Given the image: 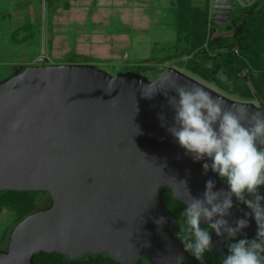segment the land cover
<instances>
[{
    "label": "water",
    "instance_id": "1",
    "mask_svg": "<svg viewBox=\"0 0 264 264\" xmlns=\"http://www.w3.org/2000/svg\"><path fill=\"white\" fill-rule=\"evenodd\" d=\"M252 1L207 0L209 18L223 27ZM177 82L205 86L226 106L264 113L257 93L256 101L234 98L173 65L149 79L130 70L112 75L92 62L45 64L42 58L40 66L0 85V188L50 187L58 201L18 224L12 252L0 250V264H33L41 250L74 258L98 245L124 263L141 245L151 254L149 264L183 262L189 253L164 188L186 203L189 192L201 196L209 178L214 191L227 185L211 169L204 174L202 165L210 161H193L167 131ZM230 212L225 219L231 224L250 210L233 205ZM248 220L241 231L255 236L257 225ZM227 238L212 233L222 261Z\"/></svg>",
    "mask_w": 264,
    "mask_h": 264
},
{
    "label": "clouds",
    "instance_id": "2",
    "mask_svg": "<svg viewBox=\"0 0 264 264\" xmlns=\"http://www.w3.org/2000/svg\"><path fill=\"white\" fill-rule=\"evenodd\" d=\"M218 79L227 82L222 74ZM172 89L176 95L169 97V103L174 116L167 131L193 161H210L202 165L204 174L211 169L227 185L214 191L215 181L209 178L200 197L188 190L182 212L188 233L186 242L182 241L184 251L202 261L212 248V233L236 237L249 226L251 216L257 225L255 237L231 243L223 264H264V195L259 192L264 186V113L250 112L244 104L226 106L221 96L199 84L177 82ZM233 197L250 212L230 224L225 217L231 215ZM202 222L213 232L202 228Z\"/></svg>",
    "mask_w": 264,
    "mask_h": 264
},
{
    "label": "rangeland",
    "instance_id": "3",
    "mask_svg": "<svg viewBox=\"0 0 264 264\" xmlns=\"http://www.w3.org/2000/svg\"><path fill=\"white\" fill-rule=\"evenodd\" d=\"M130 1L136 13L142 18L143 28H140L141 30L138 32V35L136 30L124 31V34L127 36H123V40L126 41L123 53L122 45L124 43L122 39L113 37L114 40L110 42L106 36L97 37L96 39L102 45L108 42L113 45L109 54L107 53L108 51L99 52L98 50L99 53L97 54L103 56L98 58L93 56V60L90 62L94 64L95 68L103 69L112 75H115L119 71L124 72L130 70L144 75L149 79H154L160 75L165 67L173 65L211 86L214 85L187 71L181 63L183 58L177 59L172 56L168 59L164 57V54L167 52H176L175 50L178 45L175 42L177 29L175 27L174 15L171 7H169L171 0ZM133 11L132 9V13ZM98 16L101 19L104 17V14L100 13ZM144 16L145 18H143ZM50 18L51 7L45 0H0V85L15 77L26 74L33 67L40 66L42 58H44L45 64L68 62V55L72 52L71 47L68 53L54 54L51 49V39L53 38L54 32H59L61 40L58 46L63 49L70 46V39H73L76 34L74 30L75 26L72 23L68 30H52L50 28L54 27L55 24L51 23ZM126 23L127 30L130 26L137 28L134 24L140 22L138 20L137 22ZM114 26L117 27V24L112 25L113 28H115ZM100 33L105 34L102 31ZM135 35L137 36L134 37ZM85 36L82 34L79 37L85 40ZM128 36H130V40ZM87 39L93 38L89 36ZM117 47H120L118 48L120 52L116 54L114 50ZM78 60L80 61L79 58H76L75 61L78 62ZM138 62H146L148 65L145 68L138 67V71L135 65ZM215 88L231 97L241 99L237 94L227 92L217 85H215ZM252 100L256 101L257 99L255 97ZM2 128L0 124V140L3 136ZM35 190V205L33 208L36 210L35 213L49 212L58 205V201L50 187ZM15 216L16 213L13 209H0V250L7 254H11L12 252V244L19 227L18 225L16 226ZM63 253L70 256L69 252ZM96 254L109 255L118 259L102 245H98L95 248H87L77 254L76 257L95 256ZM150 260L151 254L144 245H141L135 249L132 259H127L125 264H149Z\"/></svg>",
    "mask_w": 264,
    "mask_h": 264
},
{
    "label": "trees",
    "instance_id": "4",
    "mask_svg": "<svg viewBox=\"0 0 264 264\" xmlns=\"http://www.w3.org/2000/svg\"><path fill=\"white\" fill-rule=\"evenodd\" d=\"M57 1L59 0H45L51 8ZM62 4L69 6L68 0H63ZM175 8L178 41H185L183 51L179 52L185 55L181 61L183 67L225 91L237 94L241 99L252 100L257 93L264 101V0H253L240 6L220 31L216 30L219 27L209 18L207 1L203 6H195L190 0H178ZM177 49L180 50V46L177 45ZM68 56V62H76V58L85 62L93 60L92 56L73 49ZM135 65L137 68H145L148 64L138 62ZM218 74L226 76L227 82L218 79ZM215 178L221 179L218 175ZM35 191L0 188V209L9 208L15 211L16 226L36 212L33 209ZM259 192L264 195V186L260 187ZM163 197L168 209L176 217L177 234L186 242L188 233L182 215L186 203L176 198L167 186L164 188ZM233 205L238 207L244 204L234 198ZM201 227L212 231L210 226L203 222ZM245 237L251 239L255 236L241 231L236 237H228L224 243L226 252H229L231 243ZM33 259V264H125L109 255L70 258L63 252L44 250L34 253ZM181 264H223V261L219 252L211 248L204 253L202 261L189 253Z\"/></svg>",
    "mask_w": 264,
    "mask_h": 264
},
{
    "label": "crops",
    "instance_id": "5",
    "mask_svg": "<svg viewBox=\"0 0 264 264\" xmlns=\"http://www.w3.org/2000/svg\"><path fill=\"white\" fill-rule=\"evenodd\" d=\"M192 5L195 6H203L207 0H190ZM69 6H64L62 4V0H59L54 3V5L51 8V18L50 21L51 23L55 24L54 27H51L50 29L52 30H61L65 29L68 30L70 29V25L73 23L75 26V36L73 39H70V46L63 48H60L59 41L60 39V34L59 32L56 33L54 32L53 38H52V51L53 53H58V54H65L71 50H75L76 52L80 53H85L90 56L94 57H102L103 55L97 54L102 51H108L107 53L109 54L112 45L108 42L105 45H102L100 41H98L96 38L100 36H106L108 40L111 42L114 40L115 37H118L123 40L124 31H130L133 30L137 32H140V28H143L142 25V18L140 17L139 14L136 13L134 7L132 6L130 0H68ZM178 0H171V4L169 7H171V11L173 12V17L175 20V14H176V5H177ZM132 9L134 10L132 13ZM103 13L104 17L99 18V14ZM139 18V19H138ZM145 18V16L143 17ZM139 20L140 23L134 24L137 28L135 27H129V29L126 30V22H137ZM214 22V21H213ZM113 24H117V27L114 26L115 28L112 27ZM214 24H216L214 22ZM218 26L216 30H221L223 27ZM175 27L177 29L176 23ZM138 30V31H137ZM105 32L100 33V32ZM132 31V32H133ZM131 32V34H132ZM82 34L86 35L85 40L81 39L79 36ZM135 35L134 37H136ZM89 36H92L93 39H87ZM127 36V35H126ZM178 31L175 34V42L178 43L180 46V50L176 48V52H167L164 54V57L168 58L172 57L173 58H184L185 55L179 54V52L183 51V47L181 45H185V41L182 39L178 41ZM114 37V38H113ZM129 40L131 39L130 36ZM87 39V40H86ZM83 40V41H82ZM156 41V40H155ZM129 42V41H127ZM157 42V41H156ZM123 45H122V53L124 51V45H126V41L123 40ZM175 43V44H176ZM169 44V43H168ZM172 44V43H170ZM108 46V47H107ZM121 47V46H120ZM117 47L114 51L119 53ZM163 47V45H162ZM99 50V52H98ZM57 55V54H56ZM114 55V54H113ZM177 55V56H175ZM105 56V55H104ZM112 56V55H109ZM176 60V59H175Z\"/></svg>",
    "mask_w": 264,
    "mask_h": 264
},
{
    "label": "flooded vegetation",
    "instance_id": "6",
    "mask_svg": "<svg viewBox=\"0 0 264 264\" xmlns=\"http://www.w3.org/2000/svg\"><path fill=\"white\" fill-rule=\"evenodd\" d=\"M221 180V179H220Z\"/></svg>",
    "mask_w": 264,
    "mask_h": 264
}]
</instances>
